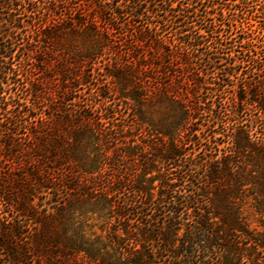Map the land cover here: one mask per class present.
<instances>
[{
    "label": "trees",
    "instance_id": "trees-1",
    "mask_svg": "<svg viewBox=\"0 0 264 264\" xmlns=\"http://www.w3.org/2000/svg\"><path fill=\"white\" fill-rule=\"evenodd\" d=\"M221 1L0 0V264H264V24Z\"/></svg>",
    "mask_w": 264,
    "mask_h": 264
},
{
    "label": "rangeland",
    "instance_id": "rangeland-1",
    "mask_svg": "<svg viewBox=\"0 0 264 264\" xmlns=\"http://www.w3.org/2000/svg\"><path fill=\"white\" fill-rule=\"evenodd\" d=\"M251 6V13L245 12L243 9V5L238 3L237 1L232 0H222V14H225V9L230 10V19H236V25L239 24L243 30L250 29L255 35L260 31V27L264 24V0H249ZM242 10V12H239ZM215 12V11H213ZM227 20V21H226ZM226 24L228 22V18H226ZM1 27V22H0ZM2 29L0 28V32ZM202 124H205L206 120L203 118L200 121ZM206 133V132H205Z\"/></svg>",
    "mask_w": 264,
    "mask_h": 264
}]
</instances>
